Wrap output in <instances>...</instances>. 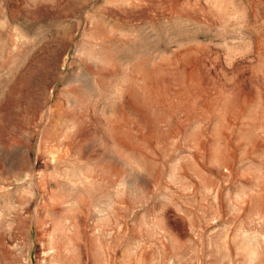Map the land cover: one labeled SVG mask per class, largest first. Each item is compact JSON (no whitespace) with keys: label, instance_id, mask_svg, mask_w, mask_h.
Masks as SVG:
<instances>
[{"label":"rangeland","instance_id":"1","mask_svg":"<svg viewBox=\"0 0 264 264\" xmlns=\"http://www.w3.org/2000/svg\"><path fill=\"white\" fill-rule=\"evenodd\" d=\"M0 264H264V0H0Z\"/></svg>","mask_w":264,"mask_h":264}]
</instances>
